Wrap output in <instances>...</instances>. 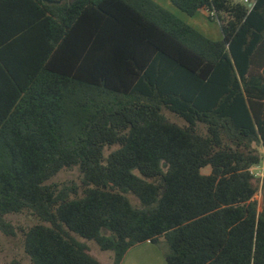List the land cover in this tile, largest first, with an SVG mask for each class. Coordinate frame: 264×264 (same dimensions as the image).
I'll return each mask as SVG.
<instances>
[{"label":"trees","instance_id":"obj_1","mask_svg":"<svg viewBox=\"0 0 264 264\" xmlns=\"http://www.w3.org/2000/svg\"><path fill=\"white\" fill-rule=\"evenodd\" d=\"M245 1L171 0L211 41L152 0H0V230L40 221L28 264H102L78 238L113 264L163 239L166 264H264V0Z\"/></svg>","mask_w":264,"mask_h":264},{"label":"rangeland","instance_id":"obj_2","mask_svg":"<svg viewBox=\"0 0 264 264\" xmlns=\"http://www.w3.org/2000/svg\"><path fill=\"white\" fill-rule=\"evenodd\" d=\"M234 2H242V0H233ZM176 18L186 23L197 32L211 41L222 40V30L217 21H210L208 13H197L194 17H188L179 11H176ZM165 115L172 121L181 126L185 122L168 111ZM211 168L207 167L202 170V174H210ZM255 175V185L258 189L254 200L258 204L259 212L264 210V159L262 162L252 169ZM82 175L77 168L63 170L54 177L49 184H55L58 187L63 186H79L81 184ZM133 202L136 199L131 196ZM7 221L13 226V234L5 233L0 230V264H11L17 260L28 264L29 257L24 248V232L32 226L40 223V221L29 213L15 214L7 216ZM108 235L107 231L103 232ZM78 238V237H77ZM81 242H85L93 257L99 260L102 264H113L114 253L112 251H102L99 246L93 241H86L78 238ZM168 252V246L165 240H161L158 244L145 243L133 248L128 252L122 264H166L165 255Z\"/></svg>","mask_w":264,"mask_h":264},{"label":"crops","instance_id":"obj_3","mask_svg":"<svg viewBox=\"0 0 264 264\" xmlns=\"http://www.w3.org/2000/svg\"><path fill=\"white\" fill-rule=\"evenodd\" d=\"M154 3H156L157 5L161 6L162 8H164L165 10L169 11L171 14H175L177 15V12L176 11H179L180 13L186 15L185 13L181 12L180 10H178L171 2V0H152ZM206 13L207 14V11H201L199 13ZM188 16V15H186ZM188 17H191V16H188ZM194 17V16H193ZM209 19V18H208ZM223 35V34H222ZM222 39H223V36H222Z\"/></svg>","mask_w":264,"mask_h":264},{"label":"built area","instance_id":"obj_4","mask_svg":"<svg viewBox=\"0 0 264 264\" xmlns=\"http://www.w3.org/2000/svg\"><path fill=\"white\" fill-rule=\"evenodd\" d=\"M245 2L248 3L247 0H246ZM250 6H251V4H250ZM212 15H213V14H212Z\"/></svg>","mask_w":264,"mask_h":264}]
</instances>
